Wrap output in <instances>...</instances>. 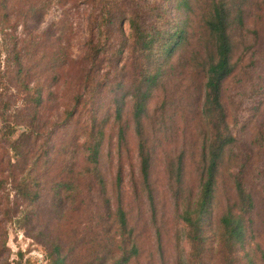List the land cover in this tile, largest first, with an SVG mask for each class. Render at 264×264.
<instances>
[{"label":"trees","instance_id":"trees-1","mask_svg":"<svg viewBox=\"0 0 264 264\" xmlns=\"http://www.w3.org/2000/svg\"><path fill=\"white\" fill-rule=\"evenodd\" d=\"M106 1L103 0L96 19L98 34L88 41L85 58L93 68L98 57L109 47L108 38L115 33L114 30L127 23L126 39L112 43L114 59L117 61L125 52L128 63L122 76L124 79L113 83L114 94L109 102L114 107L117 144H126L128 129L135 139L139 189L145 195L155 224L151 183L154 141L145 123L150 118L148 103L152 92L162 89L173 57L188 44L189 12L196 0H170L169 5L165 2L140 3L137 6L140 10L131 9L128 16L116 3ZM7 2L0 0V57H3L0 60V219L5 223L12 222L41 243L48 250L51 264H75L76 261H69L63 254L59 239L45 234L42 226L35 222L40 199L48 195L51 210L58 218L87 210L89 234L85 232L81 238L87 249L80 264H129L138 258L140 247L122 203L120 168L114 176L115 196L111 198L100 167L104 125L108 117L99 115L101 106L95 100L99 85L90 87L88 92L90 104L86 125L77 127L74 132L69 131L72 111L66 109L61 121L42 133L38 116L44 103L43 93L47 98L54 93H46L42 84H32L28 80L30 73L24 67L16 42L4 34L8 21ZM202 24L211 50L201 64L204 82L198 116L203 123V142L194 196H185V151L180 149L164 159L170 197L177 207L181 224L178 240H183L188 249L185 255L183 249L179 252L175 264H264V250L254 235L255 202L244 184L246 167L253 157L251 150L243 152L240 157L233 152L238 162L230 174L232 200L225 203L215 229L208 233L207 222H211L217 201L219 167L225 154L233 151L238 143L223 103L224 83L235 70L229 34L231 9L223 2L211 1L202 16ZM10 89L16 96L9 92ZM250 93V113L255 117L264 102V85L253 88ZM17 96L20 106L11 114ZM82 97H75L74 106L82 103ZM127 103L128 120L123 119ZM156 108L154 110L163 109L162 105ZM59 128H65L69 135L57 146H52L51 139ZM255 144L258 147V173L262 175L264 127L256 131ZM9 191L20 204L15 200L14 207H11ZM6 238L7 227H0V264H9L4 254Z\"/></svg>","mask_w":264,"mask_h":264},{"label":"rangeland","instance_id":"rangeland-1","mask_svg":"<svg viewBox=\"0 0 264 264\" xmlns=\"http://www.w3.org/2000/svg\"><path fill=\"white\" fill-rule=\"evenodd\" d=\"M107 0L117 4L128 16L130 10H140V3L170 4V0ZM211 1L223 2L231 9L230 38L232 42L231 61L235 70L225 81L223 103L228 122L238 143L225 154L217 176L216 204L213 208L208 233L216 226L225 203L232 200L230 174L238 162L235 154L251 150L244 184L250 191L255 209L253 212L255 240L264 250V172L258 173L255 133L264 127V102L255 117H251V90L264 85V3L263 0H196L189 12L188 44L181 50L180 57L174 56L162 89L152 92L148 103L150 118L145 121L146 128L153 137L154 153L151 169V183L154 190L156 210L155 224L145 195L139 189L136 142L130 129L126 134V144L119 145L116 140V125L113 121L114 107L109 102L114 94V82L124 79L127 55L121 53L113 57V41L122 42L127 37L128 25L108 38L109 47L98 57L91 68L85 58L88 41L95 38L98 30L96 19L103 0H8V21L4 34L16 42L18 53L25 68L29 70L32 84L38 82L44 91L53 92L47 98L39 113V125L42 133L52 124L61 121L63 112L72 111L69 131H76L87 124L89 114L88 92L90 87L98 86L96 104L101 106V114L107 115L104 125V143L100 158V167L104 175L108 193L114 198L113 181L117 168L122 176V203L126 209L130 226L134 227L140 247L138 258L129 264H175L178 254L187 245L178 240L181 224L177 216V207L170 197L167 184L164 159L178 150L186 153L184 160L185 196H194L198 187V158L203 142V123L198 110L203 93L204 74L202 62L210 51V43L202 24ZM134 8V9H133ZM132 12V11H131ZM131 14V13H130ZM0 34V45H1ZM3 57H0V60ZM111 58V59H110ZM16 96L13 89L10 91ZM81 95L82 103L74 106V99ZM13 99V98H12ZM162 105L163 109L154 110ZM20 106L18 96L12 104L10 113ZM128 103L124 107L123 119L128 120ZM81 129V128H80ZM80 131L78 130L77 133ZM65 128H59L51 139V145L57 146L67 138ZM36 148V147H35ZM1 152V150H0ZM48 188V185H46ZM6 189V188H5ZM8 189V187H7ZM136 189V190H135ZM1 193V192H0ZM17 200L9 191V201L14 207ZM17 204L20 202L17 200ZM48 195L40 199L37 206L36 224L42 226L45 234L57 237L63 254L69 261L80 264L86 256L87 246L81 241L88 230V213L82 209L58 218L51 210ZM1 218V216H0ZM92 224L93 221H92ZM7 227L6 250L9 264H51L48 250L24 230L16 228L12 222L0 219V227ZM3 254V256H4ZM180 255V254H179ZM74 263V262H73Z\"/></svg>","mask_w":264,"mask_h":264}]
</instances>
